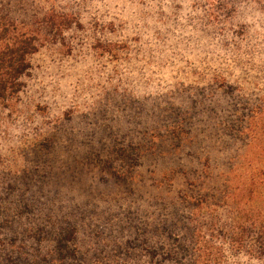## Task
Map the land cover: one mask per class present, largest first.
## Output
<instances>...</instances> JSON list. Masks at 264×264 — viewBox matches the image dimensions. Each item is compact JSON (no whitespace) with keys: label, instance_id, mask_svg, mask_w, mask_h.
I'll use <instances>...</instances> for the list:
<instances>
[{"label":"rangeland","instance_id":"1","mask_svg":"<svg viewBox=\"0 0 264 264\" xmlns=\"http://www.w3.org/2000/svg\"><path fill=\"white\" fill-rule=\"evenodd\" d=\"M0 6L27 23L54 9L81 24L64 35L45 33L49 39L31 57L22 92L0 117L1 187L16 189L9 198L15 205L44 172L51 182L41 184L57 199L130 205L121 202L125 194L110 175L83 159L153 140L166 118H183L191 145L176 152L143 149L137 192L176 196L189 187L186 180L196 181L194 169L206 158L212 174L227 172L225 160L240 148L210 131L218 114L209 108L229 100L219 76L242 92L264 90V13L258 7L248 3L231 23L214 24L202 0H0ZM241 22L248 27L243 37ZM184 107L191 114L205 109L195 116L197 130L189 127L190 117H179Z\"/></svg>","mask_w":264,"mask_h":264},{"label":"trees","instance_id":"2","mask_svg":"<svg viewBox=\"0 0 264 264\" xmlns=\"http://www.w3.org/2000/svg\"><path fill=\"white\" fill-rule=\"evenodd\" d=\"M202 1L214 24L231 23L248 3L264 13V0ZM233 24L239 31L238 23ZM80 25L75 16L54 9L27 23L0 6V117L22 92L23 79L32 71L31 57L49 39L45 33L64 35ZM240 25L243 37L248 27ZM217 81L230 102L209 108L220 123L214 118L208 128L222 132L226 146L240 148L225 160L227 172L212 174L206 158L198 162L202 169H194L196 181L186 180L189 187L176 196L137 192L143 149L176 152L191 145L183 118L164 119L153 140L118 144L107 155L97 152V158L83 159L113 178L125 194L121 202H131L126 207L52 197L41 184L51 182L46 172L15 205L9 198L17 191L1 187L0 172V264H264V90L242 92L225 86L221 76ZM205 91L200 94L207 98ZM204 111L191 114L184 107L179 117H190L194 130L195 116Z\"/></svg>","mask_w":264,"mask_h":264}]
</instances>
